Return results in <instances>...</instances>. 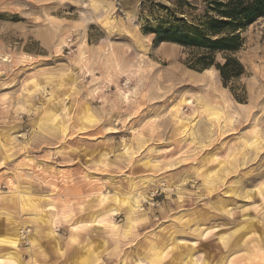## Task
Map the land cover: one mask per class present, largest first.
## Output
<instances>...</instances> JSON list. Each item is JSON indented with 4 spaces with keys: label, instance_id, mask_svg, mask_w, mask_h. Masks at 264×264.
Masks as SVG:
<instances>
[{
    "label": "rangeland",
    "instance_id": "rangeland-1",
    "mask_svg": "<svg viewBox=\"0 0 264 264\" xmlns=\"http://www.w3.org/2000/svg\"><path fill=\"white\" fill-rule=\"evenodd\" d=\"M205 10L0 0V264H264V18L223 80Z\"/></svg>",
    "mask_w": 264,
    "mask_h": 264
},
{
    "label": "trees",
    "instance_id": "trees-1",
    "mask_svg": "<svg viewBox=\"0 0 264 264\" xmlns=\"http://www.w3.org/2000/svg\"><path fill=\"white\" fill-rule=\"evenodd\" d=\"M205 15L197 24H177L164 31L161 41L172 42L186 48L207 51L193 64L200 70L215 65L213 53H233L242 46L241 33L259 19L264 18V0H204ZM210 53V54H208ZM207 55V56H206ZM223 80L238 77L242 65L226 55L223 65H215Z\"/></svg>",
    "mask_w": 264,
    "mask_h": 264
},
{
    "label": "bare ground",
    "instance_id": "bare-ground-1",
    "mask_svg": "<svg viewBox=\"0 0 264 264\" xmlns=\"http://www.w3.org/2000/svg\"><path fill=\"white\" fill-rule=\"evenodd\" d=\"M102 198H105V196H102ZM139 198H141V197H139ZM136 201V200H135ZM21 259V258H20Z\"/></svg>",
    "mask_w": 264,
    "mask_h": 264
}]
</instances>
